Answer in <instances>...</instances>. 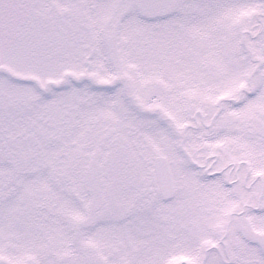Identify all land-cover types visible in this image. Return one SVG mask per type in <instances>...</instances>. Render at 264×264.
Wrapping results in <instances>:
<instances>
[{
    "label": "snow or ice",
    "instance_id": "6c2138e0",
    "mask_svg": "<svg viewBox=\"0 0 264 264\" xmlns=\"http://www.w3.org/2000/svg\"><path fill=\"white\" fill-rule=\"evenodd\" d=\"M0 264H264V0H0Z\"/></svg>",
    "mask_w": 264,
    "mask_h": 264
}]
</instances>
